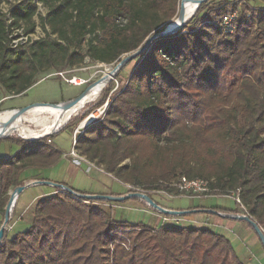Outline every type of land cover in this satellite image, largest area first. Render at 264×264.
Listing matches in <instances>:
<instances>
[{
	"label": "trees",
	"instance_id": "16d2710c",
	"mask_svg": "<svg viewBox=\"0 0 264 264\" xmlns=\"http://www.w3.org/2000/svg\"><path fill=\"white\" fill-rule=\"evenodd\" d=\"M209 1L120 67L115 77L133 63L126 84L113 94L106 89L91 106L108 103L73 148L132 187L125 193L147 190L156 203L149 190L180 194L172 184L182 176L209 180L211 190L237 193L244 214L264 231V6ZM179 2L19 0L7 13L0 9V98L24 93L50 69L70 71L86 59L117 64L172 22ZM38 4L49 32L14 44L19 29L21 36L34 33ZM239 5L228 32L219 19ZM79 120L64 129L71 134ZM52 135L16 138L19 151L0 159L1 215L8 191L24 184L25 169L61 157ZM104 202L59 189L38 198L25 230L10 236L4 230L0 264H244L230 241L210 229L116 220Z\"/></svg>",
	"mask_w": 264,
	"mask_h": 264
},
{
	"label": "rangeland",
	"instance_id": "374dc122",
	"mask_svg": "<svg viewBox=\"0 0 264 264\" xmlns=\"http://www.w3.org/2000/svg\"><path fill=\"white\" fill-rule=\"evenodd\" d=\"M18 1L19 0H0V9L3 12L7 13V9L9 5L16 3ZM219 1L220 0H210L208 5H215ZM230 1L237 2L238 0H230ZM240 1H241V4L255 6V7H261L264 5V0H240ZM38 6H39L38 12L34 16V22H35L34 33L30 34L28 37L21 36L22 34L21 29H19V31H17L16 33L20 35V37L14 41L15 42L14 44H20V43L23 44L24 42H29V40H34L40 37H44L49 32L48 26H45V28H43L42 23H41V17L44 16L45 14V8L41 6L40 4H38ZM178 10H179V7H178ZM178 10H177V13H178ZM235 11H237L238 14L240 13V5L235 9ZM52 37H54V35ZM132 64L133 63H130L125 67V71H124L125 73H122L117 77H115V74H116L115 73L114 76H112L111 79H109L106 86L99 92V94L96 97H94L93 99L85 103V105L82 106L80 109H78L74 114H72L69 117V119L63 125H61V127H59L56 131L52 132L53 135L51 136V140L53 141V143L50 142V144L57 146L62 152H68L71 148L72 138L73 137L76 138V136L79 135L87 125L103 117L104 111L107 108L108 103H104L100 106L93 107V108L91 106L95 104L101 98V95L106 89L110 88L109 94H113V91L115 89L118 90L120 87H123L126 84L127 82L126 74H129ZM115 66L116 64H103V63L94 62L89 59H86L80 66L70 71L62 72L63 73L62 75H57L55 70L50 69L46 72L38 74L37 75L38 81L34 83L33 85H31L22 94L14 95L11 93L3 92L0 98V111L16 109L21 106L35 103V102L59 103L60 101L68 100L72 97L77 96L80 92H82L86 88V86H88L89 84H91L92 82L100 78L103 75V73L107 71L110 72ZM71 76L87 79V83L81 86H76V85H71V84L66 83L64 78H69ZM30 115L31 114H29L28 116L32 117ZM45 115L48 116V114H45ZM78 116L80 117V120L76 124L71 126L72 133L70 134L69 130L64 129V127L66 126V124H69V122H71L74 118ZM27 125L30 127V129H38V127L35 126L34 123L28 122ZM8 136L11 139H16V138H20L23 140L30 139V137H27L17 131L12 132ZM2 142L6 146L7 144L12 145V149L15 148V144L12 142H9L8 140H2ZM75 154L78 155L74 157L76 161L78 160L79 162L87 164L88 173L80 169H78L76 173L69 172L66 169L67 165L65 163L64 166L60 167L56 171V175L53 176V178H51L53 183L58 184L60 181H63V177L66 172L70 175L69 177H67V179L75 178L73 184H71L72 187L77 188L79 190L93 191L95 186L98 183H101L102 181H105L108 184V186L111 185V188L114 191H119L121 189V186L124 187L125 191L132 188L128 184L120 185L118 181L103 174L106 172L104 171L102 166L96 165L94 162H90L88 159L86 160V158L84 156H81L79 153L75 152ZM34 186H36V188H41V189L47 188V185H34ZM30 187L34 188L33 185H31ZM125 191L120 192L122 193L121 195H125L129 193V192L125 193ZM145 191L147 190H144V191L139 190L138 192L144 193ZM149 192L153 194L155 200H157L158 197L172 198V197L178 196L171 200V205L174 207H182L191 202L190 198H188V197H191L190 194H187V195L183 193L176 194L175 192L162 193L161 191H154V190H151V191L149 190ZM231 193L232 192H228L226 194L219 193L217 191L210 189L209 191H205L203 193L201 192V193L194 195L193 197H198V198L193 199V204L197 205L199 203H203V204L213 205V206H217V207L224 208V209H230V210L235 209V212H237L236 214L245 215L242 209L243 208L242 205L241 204L239 205L235 201V197L234 195H231ZM204 197H208V198L204 199ZM141 201L143 202V206L146 209H149L151 211H156L157 213L161 214V212L158 211L157 209L146 204L143 200ZM120 202L109 201L107 203L105 202L101 203L100 205L103 206L104 208H108L109 205L115 206L117 205V203H120ZM172 216H177V215H171V217ZM126 219H129V217H127ZM152 221H153L152 217L151 219L149 217H146V219L144 220V223L145 224L153 223ZM236 222H237V226L239 227L240 221L237 220ZM163 224H173L176 226L192 225L191 222H181L180 219L178 218L175 221L173 220L165 221ZM238 227L233 229L235 234L239 233ZM258 246L259 248H261L260 245ZM236 247L237 248L239 247L238 249H242V251H244V254L246 251L247 253H249L250 246H248V243L245 241V239H238Z\"/></svg>",
	"mask_w": 264,
	"mask_h": 264
},
{
	"label": "crops",
	"instance_id": "0c3cea01",
	"mask_svg": "<svg viewBox=\"0 0 264 264\" xmlns=\"http://www.w3.org/2000/svg\"><path fill=\"white\" fill-rule=\"evenodd\" d=\"M74 139L75 137L72 138L71 148L68 152H62L57 146L53 145L62 152L61 157L55 164L45 168H37V167L27 168L22 172L21 175L22 178H24V184H23L24 188L15 197L14 204L9 216V221L6 224V226H4V230H6L8 236L14 234L16 231L18 232L25 230L33 219V205L35 201L40 197L54 193L56 189H58V187L55 185L57 183H53L51 178H53V176L56 175V171L60 167L64 166L66 163L67 165L66 169L69 172L76 173L78 169L87 172V164L79 162L78 160L76 161L74 159L75 156L70 155L71 150L78 153L77 150L73 148V143L75 141ZM2 140H8L9 142L14 143L15 148L12 149V145H8V144L6 146L2 142ZM51 142L53 143L52 140ZM19 149H20V145L17 142H15L14 139L9 138V136L0 137V159L1 158L7 159L12 157L14 154H16L19 151ZM103 174L118 181L111 174L108 173H103ZM69 176L70 175L65 172L63 181H60L58 184H62L64 186H67L68 188H74L72 187L71 184H73L75 178L67 179V177ZM118 182L120 183V185H123V183H121L120 181ZM31 185H33L34 188H31L30 187ZM34 185H47V188H42V189L36 188V186ZM11 190L12 188L8 191V196ZM124 190H125L124 187L121 186V189L119 191H114L111 188V185L108 186V184L105 181H102L101 183H98L95 186L93 191H85V192H89L90 194L91 193L108 194L109 192L120 193ZM80 191H84V190H80ZM175 197L172 198L158 197L157 198L158 201L157 200L156 201L160 206L164 208H168L172 210H188L189 211L188 213L176 216L178 219H180L181 222L192 223V225H183V226L207 228L226 237L232 244V247L235 253L237 254L238 258L244 264H264V249L262 248L259 239L255 235V232L246 221L233 217L223 216L217 213L205 212L204 210L207 209L215 210L216 212H218L220 211L219 210L220 207L207 205L203 203L194 205L193 199L198 197H193V196L188 197L191 200L189 204L182 207H174L171 205V200ZM208 197H204V199ZM111 207H113L112 208L113 216L116 220H126L131 223H139V222L144 223L146 217H149L150 219L152 217L153 223H149V224L147 223L146 225L153 227L161 225L162 213L160 214L157 213L156 211H151L149 209H146L143 206V202L139 199L130 198L126 201H121L120 203H117V205L115 206L111 205ZM212 208H216V209H212ZM127 217H129V219H126ZM237 220L240 221L239 227L237 226V222H236ZM2 221H3V215L0 214V227L2 225ZM236 227H238L239 229V233L237 234H235L233 231V229ZM238 239H245V241L248 243V246H250L249 253H247L246 251L244 254V251H242V249H238L239 247L238 248L236 247ZM258 245H260L261 248H259Z\"/></svg>",
	"mask_w": 264,
	"mask_h": 264
},
{
	"label": "bare ground",
	"instance_id": "6f19581e",
	"mask_svg": "<svg viewBox=\"0 0 264 264\" xmlns=\"http://www.w3.org/2000/svg\"><path fill=\"white\" fill-rule=\"evenodd\" d=\"M196 8L197 0H182L180 3L181 15H183L185 19L191 17ZM177 18L178 15L172 22H175ZM109 73V71L103 73V75L89 87L80 100L76 101L69 108L65 107V100L60 101L56 106L51 104L32 106L24 113H19V111L16 110L17 108L0 111V137H6L12 132L17 131L27 137L37 138L43 134L56 131L72 114L99 94L108 83V79L110 78ZM29 114H31L30 116L32 117H29ZM45 114H48V116ZM28 122L34 123L38 129H30L27 125ZM14 200L15 195H13V201Z\"/></svg>",
	"mask_w": 264,
	"mask_h": 264
},
{
	"label": "water",
	"instance_id": "95a60500",
	"mask_svg": "<svg viewBox=\"0 0 264 264\" xmlns=\"http://www.w3.org/2000/svg\"><path fill=\"white\" fill-rule=\"evenodd\" d=\"M181 1L182 0H180V2H179V10H178V13H177V15H178L177 20L175 22L168 23L167 26L163 30L158 31V32L154 33L153 35L149 36L147 38L146 42L138 50L127 54L110 71V73H109L110 74L109 75L110 78L109 79H111V77L114 76V74L120 69V67L122 65H124L127 61L131 60L133 57H135L139 53L143 52L145 50V48L147 47V45L151 42V40H153L154 38L159 37V36H165V35L174 33V32H176L177 30H179V29H181L183 27L185 22L188 19H190L193 15L191 17H189L188 19H185L183 17V15H181V11H180V3H181ZM205 1H207V0H197V7L199 6V4H201L202 2H205ZM196 9H195V11H196ZM109 79H108V81H109ZM94 83H95V81L92 82L91 84H89L88 86H86V88L82 92H80L77 96L66 100L65 107L69 108L76 101L80 100V98L84 95V93ZM46 104H51L53 106L58 105V103L35 102V103H31V104H27V105L21 106V107L17 108L16 110H18L19 113H24L32 106H42V105H46ZM29 140H32V139H29ZM55 185L58 188L64 187L67 190L72 191V189H70L67 186H64L62 184H55ZM23 188H24L23 185L22 186H18V187L13 188L9 192L8 200H7L5 208H4V215H3L2 225L0 227V240L3 237L4 226L7 224L8 220H9L10 212H11V209H12L13 204H14L13 195H15V197H16L17 194L19 192H21ZM80 196H82V197H84L86 199L103 200V201H117V202L124 201L125 199H128V198H138V199L143 200L146 204H148L151 207L157 209L158 211H160L163 214L183 215V214H186V213L189 212L188 210H172V209L164 208V207L160 206L159 204H157L154 200H152L147 194L140 193V192H130V193L125 194V195H109V194H92V193L90 194V193H86V194H80ZM12 201H13V203H12ZM204 211L205 212L219 214L215 210H211V209H207V210H204ZM223 216L233 217V218H237V219H241V220L246 221L251 226V228L253 229L255 234L257 235V238L259 239V241H260V243H261V245L263 246V249H264V231L262 230V228L251 217H249L247 215H234V216L223 215Z\"/></svg>",
	"mask_w": 264,
	"mask_h": 264
},
{
	"label": "built area",
	"instance_id": "2783aa9c",
	"mask_svg": "<svg viewBox=\"0 0 264 264\" xmlns=\"http://www.w3.org/2000/svg\"><path fill=\"white\" fill-rule=\"evenodd\" d=\"M238 17V12L237 11H233V12H229V13H226V14H223L221 17H220V23L221 25L223 26V28L228 31V32H232L234 27H235V23H236V19ZM15 40H13V43ZM63 73L62 72H58L57 75H62ZM65 82L68 83V84H71V85H76V86H81V85H84L87 83V79H84V78H77L75 76H71L69 78H64ZM51 133L49 134H43L35 139H39V138H42V137H47L49 135H51ZM29 140V139H28ZM34 140V139H32ZM75 140V139H74ZM47 142H50V139H47ZM70 154L73 155V156H76L75 152L73 150L70 151ZM173 186H175L177 188V190L180 192V194H190L191 196H194L198 193H203L205 191H209L210 189L208 188L209 186V182L208 180H205V179H201V178H195V179H188L184 176H182L181 178H179L177 180L176 183H173L172 184ZM59 190L61 191H65L67 193H69L70 195L72 196H80L81 193L75 191V190H72V191H69L67 190L66 188L64 187H61V188H58ZM162 193H164V191H161ZM232 192L231 195H234L235 197V201L240 205V200H239V197L237 195V193H234ZM220 215H229V216H234V215H238L236 213H225V212H218ZM168 220H177V217L176 216H172L171 215H168V216H165L163 213H162V217H161V224H163L165 221H168Z\"/></svg>",
	"mask_w": 264,
	"mask_h": 264
}]
</instances>
